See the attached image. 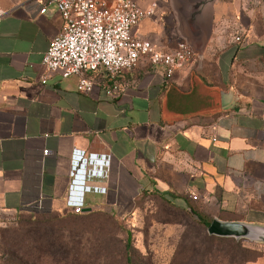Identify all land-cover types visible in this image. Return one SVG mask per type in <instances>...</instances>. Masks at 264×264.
Here are the masks:
<instances>
[{
	"label": "crops",
	"instance_id": "1",
	"mask_svg": "<svg viewBox=\"0 0 264 264\" xmlns=\"http://www.w3.org/2000/svg\"><path fill=\"white\" fill-rule=\"evenodd\" d=\"M154 1L136 0L152 11L134 35L162 50L185 40L195 56L168 79L144 58L111 97L99 85L80 92L59 70L42 84L60 15L0 0V215L74 211L82 186V211L126 216L159 193L211 219L264 223V0ZM76 150L89 156L82 175L98 166L90 155L109 156L105 175L74 176Z\"/></svg>",
	"mask_w": 264,
	"mask_h": 264
},
{
	"label": "rangeland",
	"instance_id": "2",
	"mask_svg": "<svg viewBox=\"0 0 264 264\" xmlns=\"http://www.w3.org/2000/svg\"><path fill=\"white\" fill-rule=\"evenodd\" d=\"M42 208L0 215V264L12 256L35 264H261L264 257L256 242L209 235L200 219L210 217L157 193L142 194L126 216Z\"/></svg>",
	"mask_w": 264,
	"mask_h": 264
},
{
	"label": "built area",
	"instance_id": "3",
	"mask_svg": "<svg viewBox=\"0 0 264 264\" xmlns=\"http://www.w3.org/2000/svg\"><path fill=\"white\" fill-rule=\"evenodd\" d=\"M40 1V13H45L48 5H54L62 22L59 33L50 41L42 56V84L45 83L47 74L59 70L63 77L77 76V89L80 92H90L95 85H99L106 95L114 97L121 93L117 80L119 74L135 68L142 59L147 58L152 66L160 67L164 77L168 79L195 56L192 47L185 40H180L171 49L162 50L155 48L150 40L135 36L134 28L152 11L143 10L136 0ZM2 15L3 11L0 9V16ZM242 39L241 35L235 36L238 42H242ZM48 153L49 150H43L44 155ZM88 157H81L78 150L74 152V176H104L109 165V156L93 160L94 156L90 155L91 162H98V166L86 174L79 173L83 169H78V165L85 167ZM80 187L83 189L79 186L77 198L68 201V204L74 206L76 213L81 212L83 207V200H79L83 197ZM98 190L104 192L105 188ZM190 197L196 199L197 196L190 194ZM32 207L34 206L27 209ZM37 207H43L42 211L50 212L48 205Z\"/></svg>",
	"mask_w": 264,
	"mask_h": 264
},
{
	"label": "water",
	"instance_id": "4",
	"mask_svg": "<svg viewBox=\"0 0 264 264\" xmlns=\"http://www.w3.org/2000/svg\"><path fill=\"white\" fill-rule=\"evenodd\" d=\"M84 210L90 211L91 208L86 207ZM206 230L209 235L231 237L236 240L247 239L258 243L264 242V223L222 220L220 218L213 217L210 223L206 226Z\"/></svg>",
	"mask_w": 264,
	"mask_h": 264
},
{
	"label": "trees",
	"instance_id": "5",
	"mask_svg": "<svg viewBox=\"0 0 264 264\" xmlns=\"http://www.w3.org/2000/svg\"><path fill=\"white\" fill-rule=\"evenodd\" d=\"M157 194L160 195V196H163V195H161L159 193H157ZM91 211L92 210H90V211H81L79 213L71 211V212H66V213H72L74 215H81V214H84V213H89ZM66 213H63V214H60V215L59 214H53V215L62 216L64 214H66ZM50 214H52V212H50ZM200 220L205 225H208L210 223V221H206L205 219H200ZM212 237H214V236H212ZM129 248H130V242H129V236H128L127 240H126V243H125V249H126L127 252L129 251ZM1 264H35V262H33V260H30V259H18L17 257L12 256V257L4 260L3 263H1Z\"/></svg>",
	"mask_w": 264,
	"mask_h": 264
}]
</instances>
